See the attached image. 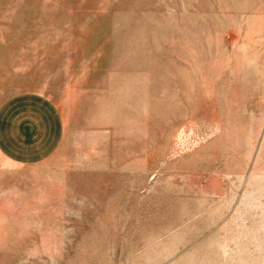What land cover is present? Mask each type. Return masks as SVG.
Instances as JSON below:
<instances>
[{"label":"rangeland","instance_id":"obj_1","mask_svg":"<svg viewBox=\"0 0 264 264\" xmlns=\"http://www.w3.org/2000/svg\"><path fill=\"white\" fill-rule=\"evenodd\" d=\"M0 264H264V0H0Z\"/></svg>","mask_w":264,"mask_h":264}]
</instances>
